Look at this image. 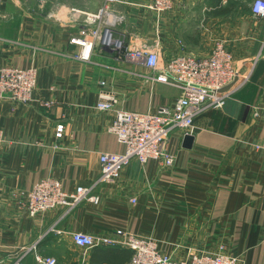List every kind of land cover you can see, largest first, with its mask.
Here are the masks:
<instances>
[{"label":"crops","instance_id":"crops-1","mask_svg":"<svg viewBox=\"0 0 264 264\" xmlns=\"http://www.w3.org/2000/svg\"><path fill=\"white\" fill-rule=\"evenodd\" d=\"M149 1L111 5L119 19L115 37L126 47L154 45L164 63L182 54L206 57L221 40L248 81L222 109L195 117L189 149L182 131L171 133L172 167L133 158L117 183L93 189L98 204L29 217L22 194L37 182L55 179L67 192L90 187L101 171L99 155L123 153L108 131L115 110L97 109L101 92L115 95L116 110L137 113L173 105L181 92L151 80L142 63L116 60L101 47L88 61L77 59L79 48L69 40L85 29L71 9L93 13L103 0H0V68L37 71L28 104L0 99V264H13L17 250L34 243L58 264L128 262L123 246L86 250L73 243V232L119 242L128 234L152 238L175 260L222 247L238 264H264V17L250 13L253 0L241 12V0H176L159 13ZM62 12L61 20L51 17ZM59 122L64 133L57 139ZM22 264H38L34 253Z\"/></svg>","mask_w":264,"mask_h":264},{"label":"built area","instance_id":"built-area-1","mask_svg":"<svg viewBox=\"0 0 264 264\" xmlns=\"http://www.w3.org/2000/svg\"><path fill=\"white\" fill-rule=\"evenodd\" d=\"M28 1V0H23ZM45 0H39L44 3ZM103 5L96 12H85L71 9L73 21H82L85 32L72 37L69 44L79 48L77 59L88 61L96 47L109 51L116 60L142 63L151 70L150 79L178 89L180 97L173 105H164L154 113H137L117 109L115 95L101 92L97 109L115 110V118L108 131L114 134L117 141L124 146L121 154L102 153L99 155V177L90 187L79 186L67 192L55 179H43L22 194V206L29 217H35L53 209H64L69 213L84 202L98 204L99 197L93 189L99 185L117 183L125 167L133 160L141 164L158 163L163 167H172L174 158L166 150V141L174 130L184 135H192L193 120L208 110H220L225 101L234 95L249 79V74H240L234 67L233 56L223 41H216L211 53L203 58L192 54H182L169 58L162 63L158 51L151 45L126 47L115 37V17L111 5L116 0H103ZM176 0H150L149 10L159 13L170 11ZM250 13L254 17H264V0H253ZM62 15V16H61ZM64 13L51 17L61 20ZM37 71L34 68L20 69L14 66L0 68V99L28 104L36 88ZM104 84V83H102ZM41 106L49 108L52 103L41 100ZM64 133V124L55 125V137L60 139ZM0 130V146L3 143ZM134 203L135 200L132 199ZM53 230V229H51ZM59 233L56 230H53ZM73 243L83 249L97 246H123L130 251L126 264H238L237 259L222 253H192L186 259L175 260L163 254L159 242L152 238H142L128 234L124 241L107 238H95L81 232L71 233ZM38 243L20 247L13 264H22L30 253H34L38 264H58L51 256L37 253Z\"/></svg>","mask_w":264,"mask_h":264},{"label":"water","instance_id":"water-1","mask_svg":"<svg viewBox=\"0 0 264 264\" xmlns=\"http://www.w3.org/2000/svg\"><path fill=\"white\" fill-rule=\"evenodd\" d=\"M193 142V136L191 135H185L183 138V146L187 149L191 147V144Z\"/></svg>","mask_w":264,"mask_h":264},{"label":"rangeland","instance_id":"rangeland-1","mask_svg":"<svg viewBox=\"0 0 264 264\" xmlns=\"http://www.w3.org/2000/svg\"><path fill=\"white\" fill-rule=\"evenodd\" d=\"M246 4H248L247 0H241L240 3L237 1L236 4H235L236 5V12H241L242 10H244V8L247 7Z\"/></svg>","mask_w":264,"mask_h":264},{"label":"trees","instance_id":"trees-1","mask_svg":"<svg viewBox=\"0 0 264 264\" xmlns=\"http://www.w3.org/2000/svg\"><path fill=\"white\" fill-rule=\"evenodd\" d=\"M228 11H229V9L227 7L225 9L221 8V10H220L221 13H227ZM130 256H131V254H130ZM129 259H130V257H129Z\"/></svg>","mask_w":264,"mask_h":264}]
</instances>
